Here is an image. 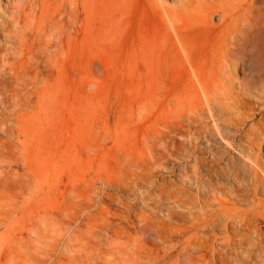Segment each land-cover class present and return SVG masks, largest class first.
I'll use <instances>...</instances> for the list:
<instances>
[{
	"label": "rangeland",
	"instance_id": "374dc122",
	"mask_svg": "<svg viewBox=\"0 0 264 264\" xmlns=\"http://www.w3.org/2000/svg\"><path fill=\"white\" fill-rule=\"evenodd\" d=\"M181 1L69 0V30L36 37L52 44L39 69L54 68L44 99L29 107L31 129L14 144L28 162L10 156L0 166V177L21 183L0 192V264H264V180L238 164L235 145L252 120L264 121L262 104L243 95L264 80L258 30L230 75L221 72L231 78L234 113L224 124L208 122L235 144L208 135L199 151L169 146L158 160L149 148L154 128L183 120V111L173 112L178 69L169 63L163 74L162 55H182L179 34L202 74L228 27L218 20L222 11L206 5L212 0H200L199 21H169L165 12ZM220 1L229 28L245 32L250 1ZM41 9L32 27L44 26ZM258 150L250 152L264 156ZM194 157L207 163L195 167Z\"/></svg>",
	"mask_w": 264,
	"mask_h": 264
},
{
	"label": "bare ground",
	"instance_id": "6f19581e",
	"mask_svg": "<svg viewBox=\"0 0 264 264\" xmlns=\"http://www.w3.org/2000/svg\"><path fill=\"white\" fill-rule=\"evenodd\" d=\"M4 1L0 0V133L6 135L7 139L0 138V166L9 162L10 156L23 163L28 162L25 157H18L14 153V144L16 140L20 139L21 135L25 136L31 129L29 107L31 103H34L36 107L40 103L39 100L44 99L42 87L50 83L52 78L51 69L54 67L51 68V66L46 73H42V69H39V64H43L40 63L43 60L40 54L47 52L52 44H45L46 46L36 44V37L52 35L54 30L65 31L64 34L69 30V0ZM249 1V10L252 9L254 14L251 13L253 14L251 16L249 13L250 18H245V22H248V29L241 34H238L241 31H234L229 28L232 21H228V18L231 17H228L229 11L223 7L220 0H212L206 4L207 6H215L213 13H218V10L222 11L218 20L224 27H228H225L223 36L210 50L208 60L201 63L203 69H205L202 74L197 72L196 65L186 53V47L183 44L181 35L178 33L177 43L182 55H179L180 52L170 56L167 55L169 53L162 55L161 70L163 74L170 69L169 63H172L178 69L175 77L177 82L182 83V90L176 95V104H174L176 106H173L175 108L173 112L183 111L181 118L183 120L179 124L165 122L161 125V131L157 132V128H154L151 132L148 143L156 160L167 154L169 146L173 147L177 153H179V149L187 153L189 150L200 149L202 138L208 141L211 136H218L226 145L235 144L233 140L229 143V137L222 136L220 131L217 128L213 129L212 124L210 126L208 122L213 120L216 124H220V122L224 124V122L230 120L231 114L234 113L233 111L237 107V101L232 100L230 95V84L228 85L231 82L230 76L223 75H230L237 65L236 62L244 59L249 35L258 30L262 39L264 38V32L259 31V29H264V0ZM200 3V0H182L177 9L166 11L165 16L169 21H182L184 17L199 21V17L195 18L193 12L201 6ZM41 7L44 8V10L41 9L42 11L45 12L46 10L45 24L41 27L38 25L32 27V23L37 19V11ZM42 11H40L39 19L44 14ZM84 11V8H82L83 13ZM72 12L77 15V5L74 6ZM212 16L213 14L210 13L206 16V19ZM62 32L58 34L62 35ZM177 34L174 33V35ZM229 35H233L231 37L232 41H229ZM45 54L44 56H46ZM49 55L47 57L50 60L52 55H50L51 57ZM222 71L223 75L221 77ZM257 73L258 76L264 74V63ZM245 90L247 93L243 95L246 99H256L264 108V80H260L246 89L244 88ZM244 97L242 98L244 99ZM166 109L162 108L161 111L164 121L168 118L166 116L169 111ZM224 116H226L225 119H223ZM239 116L242 117V115ZM244 116L247 115L244 114ZM26 120L27 122H25ZM257 121L252 120L253 123H250L249 127L246 126L248 128H243L241 137L235 145L241 160V163L238 164L243 168H250L253 179L262 182L264 180V156L261 153L254 155L250 152L256 147L259 150L261 148L264 150V121ZM261 121L263 122L259 123ZM208 135H210L209 138ZM217 155V150L214 153L212 152V159L209 163L215 164L218 160ZM192 162L195 167L204 166L207 163L204 159L197 157L192 158ZM235 163L232 162L231 165ZM0 185L2 186H0V192L5 187L14 189L21 187L19 179H12L5 175L0 177Z\"/></svg>",
	"mask_w": 264,
	"mask_h": 264
}]
</instances>
